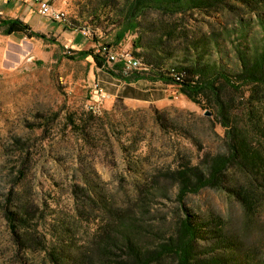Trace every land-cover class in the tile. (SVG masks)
<instances>
[{
	"label": "rangeland",
	"instance_id": "1",
	"mask_svg": "<svg viewBox=\"0 0 264 264\" xmlns=\"http://www.w3.org/2000/svg\"><path fill=\"white\" fill-rule=\"evenodd\" d=\"M127 1L56 0L67 14L65 23L16 6L0 8V20L19 19L55 40L5 35L0 29V264H52L41 250L45 242L50 251L57 244L62 264H71L92 250L102 229L117 234L120 218L131 222L144 249L157 250L172 240L186 215L200 226L196 248L203 264H264L261 185L249 212L224 190L204 189L183 203L177 196L173 171L187 162L200 164L206 154L227 153L217 109L206 101L196 105L175 86L149 85L157 101L150 103L126 101L103 83L111 96L92 110L97 97L90 84L97 66L92 57L68 58L104 45L137 56L144 51L134 45L143 37L169 65L197 58L231 70L235 44L264 40L259 17L264 18V0H225L174 17L151 10L139 19L138 30L118 43ZM241 28L244 37L236 34ZM249 90L225 87L232 114L246 109ZM233 181L230 173L226 186ZM7 210L28 213L27 222L17 223L27 238L23 244L12 235ZM162 264H173V258Z\"/></svg>",
	"mask_w": 264,
	"mask_h": 264
},
{
	"label": "trees",
	"instance_id": "2",
	"mask_svg": "<svg viewBox=\"0 0 264 264\" xmlns=\"http://www.w3.org/2000/svg\"><path fill=\"white\" fill-rule=\"evenodd\" d=\"M225 0H128L125 7L124 22L116 36L118 43L124 40L130 32L139 28V19L151 10H158L169 16L186 15L190 11L206 10ZM250 2L251 0H240ZM248 1V2H247ZM259 0H254L258 4ZM260 23L264 31V18ZM0 29L5 35L24 34L44 41L55 43L54 39L35 32L31 27L18 20H0ZM236 32L238 37L245 36V29ZM143 37H138L135 49H143L142 54L132 55L141 60L146 71H133L123 75L120 66L110 67L104 57L96 50L71 52V60H85L92 57L97 68L108 72L125 83L141 80L152 84L161 83L165 86H175L179 92L191 102L200 105L206 101L217 109L220 123L226 129L227 153L206 154L198 165L185 163L173 171L178 185V199L183 201L189 195L198 194L204 189H219L227 191L249 212L253 208V199H258V186L264 190V40L261 44L250 45L241 42L234 45L236 63L231 70L216 62L201 63L197 58L186 65H169L158 52V47L144 45ZM244 44V45H243ZM108 46V45H107ZM110 47V46H108ZM225 87L239 91L250 88L247 107L241 114H232L229 101L223 96ZM155 120L161 126V112L154 108ZM75 127V124H73ZM257 142L258 146L254 144ZM233 171V172H232ZM232 173L233 186H226V179ZM264 193V191H263ZM12 235L18 244H23L27 238L19 234L18 222H27V211H6ZM122 223L117 228V234H109L102 229L97 240L92 243V250L79 253L71 264H95L100 259L111 261L118 257V264H162L167 258H173V264H203L197 253L196 244L200 239V226L184 216L178 225V230L172 240L161 245L157 250L144 249L138 240L130 221L119 219ZM105 232V234H104ZM47 243L41 250L48 252L49 262L62 264L59 247L49 250ZM117 251H120L117 254Z\"/></svg>",
	"mask_w": 264,
	"mask_h": 264
},
{
	"label": "built area",
	"instance_id": "3",
	"mask_svg": "<svg viewBox=\"0 0 264 264\" xmlns=\"http://www.w3.org/2000/svg\"><path fill=\"white\" fill-rule=\"evenodd\" d=\"M5 4L15 3H31L35 6L38 14L41 17L48 18L53 22L65 23L67 21V14L63 9L56 7V0H1ZM83 34H85L83 32ZM89 34V32H88ZM102 57H104L106 63L110 66H120V71L123 75H128L133 71H146V67L143 65L140 59L135 58L129 52H114L111 47L107 45L100 46L97 50ZM93 89L96 92L97 101H94L91 105V109L97 111L98 106L107 97L104 90L98 83L94 84Z\"/></svg>",
	"mask_w": 264,
	"mask_h": 264
},
{
	"label": "crops",
	"instance_id": "4",
	"mask_svg": "<svg viewBox=\"0 0 264 264\" xmlns=\"http://www.w3.org/2000/svg\"><path fill=\"white\" fill-rule=\"evenodd\" d=\"M5 6H16V7H19V9L23 10L25 14H29V15L36 14V15H39L37 10H36V8H35V6L32 5L31 3H28V2L15 3V4H5V3H3L0 0V8L5 7ZM0 14H1V12H0ZM42 18L47 19V20H49L52 23H56V22H53L52 20H50L48 18H45V17H42ZM8 20H11V19H8ZM96 70H97L96 74H92V76H93V80L92 81L93 82L90 84V88H91V91H92V94H93L94 97H97L95 95L96 92L93 89L94 84L98 83L100 85V87L104 90V88L102 86V84L104 83V84H106V85H108L110 87H114L115 90H113V91H115V93L117 95H118V93H120V96L122 98H124L126 101H146V102H150V103H157V101L153 100V93H151V89L149 88L150 87L149 85L158 86V85H162L161 83L152 84L151 82H148V81H145V80H141V81L134 82V83H125V82H123L120 79L115 78V77H111L110 78L111 81H109L108 79H106L103 76V74L104 75L106 74L105 71H103V70H101L99 68H97ZM99 72H101L102 75H100ZM104 80H107V81L105 82ZM162 86L163 87H167L165 85H162ZM107 90L109 91L108 87H107ZM104 92H105V90H104ZM110 96H108V97H110Z\"/></svg>",
	"mask_w": 264,
	"mask_h": 264
}]
</instances>
